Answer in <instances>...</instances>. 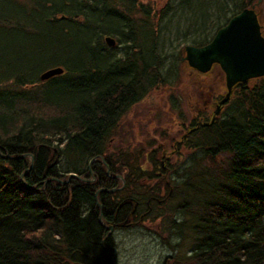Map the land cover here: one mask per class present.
Segmentation results:
<instances>
[{
    "label": "trees",
    "instance_id": "trees-1",
    "mask_svg": "<svg viewBox=\"0 0 264 264\" xmlns=\"http://www.w3.org/2000/svg\"><path fill=\"white\" fill-rule=\"evenodd\" d=\"M100 1L109 14L124 19L131 41L153 35L151 46L126 45L105 68L92 61L67 64L63 74L46 81L34 78V66L13 72L11 82L0 76V264H112L116 243L111 236L103 243L109 229L100 214L110 224L118 198L127 195L136 196L142 210L151 199L147 217H161L156 232L174 250L186 247L170 256L173 264H264V77L238 85L212 125L186 136L169 174L155 161V150V169L148 172L143 157L133 153L138 148L122 138L127 129L122 120L154 89L171 84L162 71L164 57L156 52L157 27L169 5L152 14L151 4L138 8L137 0H124L130 16H142L138 29L110 0ZM253 1L241 0L235 13ZM27 2L17 4L38 16L46 7L40 0ZM49 8L54 17L49 13L45 20L59 24L62 7ZM6 21L0 16V27L15 25ZM30 24L32 30L17 26L26 34L37 26ZM136 46L144 47L129 49ZM200 112L202 120H210ZM108 168L126 184L96 195L122 181ZM168 176L174 193L156 203L151 197H164ZM129 210L124 204L118 217Z\"/></svg>",
    "mask_w": 264,
    "mask_h": 264
},
{
    "label": "rangeland",
    "instance_id": "rangeland-1",
    "mask_svg": "<svg viewBox=\"0 0 264 264\" xmlns=\"http://www.w3.org/2000/svg\"><path fill=\"white\" fill-rule=\"evenodd\" d=\"M16 1L28 3L29 0H0V16L7 19L5 24H15L8 29L0 27V76H7V81L10 82L13 80L10 79L13 72L32 66L35 67L31 72L34 78L44 69L57 65L65 68L68 67L67 64L81 67L92 61L105 68L114 56L123 54L126 45L142 42L146 43L147 46H144L148 49L154 41L153 35L143 40L136 38V42L131 41L126 34L129 26H125L124 19L109 14L100 0H82L86 6L79 5V0H40L41 3H46V7L39 16L37 12L33 13V8L31 10L26 4L19 5ZM110 1L112 6L124 11L138 27V20H142L140 14L130 16L123 6L124 3L127 4L124 0ZM136 3L138 8L142 4H151L152 14L169 5L157 27L156 52L164 57L162 71L171 84L154 89L146 99L133 106L122 120L123 126L127 127L122 138L138 148L137 152H132L143 157L145 169L151 172L155 169L151 161L152 150L156 151L155 161L159 162V166L162 162L164 168H169L171 163L176 165L175 159L180 161L182 153L179 148V143H182L179 142L180 135L189 132L187 127L194 125L192 120L197 119V122L204 118L200 111H205L210 118L215 113L217 101L226 93L225 74L219 66L206 74H199L182 57L185 45L212 39L219 26L239 9L241 0H189L188 4L181 0H137ZM54 4L62 7L61 11L67 16L62 19L60 12L59 24H51L45 20L49 13V19L54 17L49 8ZM251 5H256L255 9L264 27V0H254ZM72 17L75 22L69 20ZM28 22H35L37 26L35 31L25 34L17 25H24V28L32 30L33 24L26 25ZM107 35L113 36L117 41L109 48L104 46ZM144 46L129 49L134 51L143 49ZM53 91L55 90H50L51 93ZM60 92L55 91L56 94ZM170 133L174 136H170ZM122 179L125 181L124 177ZM122 185L121 181L116 187L120 188ZM166 193L167 189L164 187L161 195H167ZM127 196H130L128 201L135 204L133 200H129L135 196ZM121 198L123 197L118 200ZM142 214L134 223L124 220V216L119 218L124 222L107 225L109 231L103 243L109 236L115 240V264H173L168 260L170 255L181 250L186 252V247L174 250L156 232L161 217L150 218L146 216L147 213Z\"/></svg>",
    "mask_w": 264,
    "mask_h": 264
},
{
    "label": "water",
    "instance_id": "water-1",
    "mask_svg": "<svg viewBox=\"0 0 264 264\" xmlns=\"http://www.w3.org/2000/svg\"><path fill=\"white\" fill-rule=\"evenodd\" d=\"M255 7L256 5L245 7L231 17L228 23L219 28L213 39L205 45L188 44L184 48L183 61H187L191 67L199 72L207 73L215 65H219L225 73L227 91L216 104L215 115L212 120L203 122V125L213 124L215 116L220 113L222 105L230 99L236 85L255 77L264 76V35L259 13ZM105 41L110 45L116 44V39L111 35H107ZM64 70L62 66H54L43 71L40 78L47 80L63 73ZM116 190L117 188H101L96 195L100 191L114 192ZM113 249L117 250L116 248ZM115 258L116 255L112 264H114Z\"/></svg>",
    "mask_w": 264,
    "mask_h": 264
},
{
    "label": "flooded vegetation",
    "instance_id": "flooded-vegetation-1",
    "mask_svg": "<svg viewBox=\"0 0 264 264\" xmlns=\"http://www.w3.org/2000/svg\"><path fill=\"white\" fill-rule=\"evenodd\" d=\"M125 184H126V180H125ZM174 193V192H173ZM172 193V194H173ZM167 194V193H166ZM169 194V193H168ZM167 194V195H168ZM167 195H165V198H163V197H151V198H153V200L156 202V203H161V202H165L167 199H169V198H167ZM126 197H128V196H124L122 199H124V198H126ZM166 199V200H165ZM125 204H130V210L128 211V213H127V215L124 217V220L126 219V220H128V222L129 223H134L135 221L134 220H137L138 218H139V216H140V214H142L143 212H145V211H147V210H149V209H151L152 207H151V199L150 200H147V204H148V209H145V210H142L143 208V204H140L139 202L137 203V206H135L136 207V209H135V207L133 208V204H132V202L130 203V202H126ZM124 205V204H123ZM122 205V206H123ZM121 206V207H122ZM120 207V208H121ZM131 213H134V215H132L131 216ZM121 218V217H120ZM118 220L119 221H115V222H113L112 221V223L114 224V223H117L118 224V222L119 223H122V222H124V220H122V219H119V217H118ZM122 220V221H121ZM121 221V222H120ZM128 224V223H127Z\"/></svg>",
    "mask_w": 264,
    "mask_h": 264
},
{
    "label": "bare ground",
    "instance_id": "bare-ground-1",
    "mask_svg": "<svg viewBox=\"0 0 264 264\" xmlns=\"http://www.w3.org/2000/svg\"><path fill=\"white\" fill-rule=\"evenodd\" d=\"M43 68V66L41 67V69ZM45 70V69H44ZM43 70V71H44ZM42 71V72H43ZM33 160H34V156L32 155L31 156V166H30V168L33 166ZM48 167H51L50 165H48ZM73 175H74V173H72ZM72 176H71V174L69 175V178L67 179V180H63L62 182L63 183H67L68 181H69V179L71 178ZM99 199V198H98ZM97 202H99L100 203V200H97ZM100 206H102V208H101V211H103V205L100 203ZM118 216H119V207H118V209L115 211V213H114V215H113V222H115V221H118ZM100 220H101V222L104 224V225H108V224H106L104 221H103V213L101 212V214H100ZM110 223H112V221H110ZM116 246H112L111 248L113 249V248H115ZM114 250V249H113ZM117 253V250L115 251L114 250V255H113V258H114V256L115 255H117L116 254ZM113 258H112V261H113ZM115 262H116V258H115ZM115 262H114V264H115ZM112 263V262H111Z\"/></svg>",
    "mask_w": 264,
    "mask_h": 264
}]
</instances>
